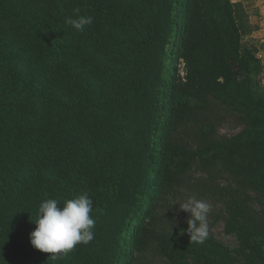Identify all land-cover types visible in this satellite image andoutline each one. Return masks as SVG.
Returning <instances> with one entry per match:
<instances>
[{"label":"trees","instance_id":"16d2710c","mask_svg":"<svg viewBox=\"0 0 264 264\" xmlns=\"http://www.w3.org/2000/svg\"><path fill=\"white\" fill-rule=\"evenodd\" d=\"M75 9L94 17L84 31L91 45L70 48L53 32L73 29L66 18ZM1 19L23 46L48 51V63L63 59L87 74L83 107L61 123L26 111L29 90L0 65L1 259L129 264L154 231L160 188L200 163L221 167L236 184L224 195V231L235 245L212 233L191 243L184 223L162 235L160 252L169 264H264V87L232 0H0ZM8 32L0 22V57ZM230 120L243 127L222 136ZM180 127L195 147L168 141ZM83 193L93 199L94 239L57 260L33 248L22 218L36 219L42 200L63 204Z\"/></svg>","mask_w":264,"mask_h":264},{"label":"rangeland","instance_id":"374dc122","mask_svg":"<svg viewBox=\"0 0 264 264\" xmlns=\"http://www.w3.org/2000/svg\"><path fill=\"white\" fill-rule=\"evenodd\" d=\"M0 22L2 25L8 26L9 31L5 38L6 46H8L0 57V65L5 74L10 75L12 79L21 81L24 88L29 90L26 111L29 109L42 111L44 117L61 118V123L69 122L72 114L84 105V99L80 94V84L86 85L87 74L78 68L72 72L69 62L67 64L63 59H60L59 65L48 63L46 58L48 51H44L43 48L23 46L16 40L10 23L4 19H1ZM53 32H58L61 43L70 48L81 44L91 45L85 32H77L74 29L68 30L66 34H61L56 29ZM94 52L97 55L101 54L100 50H94ZM81 75L84 78H80ZM64 107H68L66 113L61 112ZM242 127L236 126L230 120L219 128V133L222 136H231L239 132ZM168 141L173 146L183 143L195 147L189 131H185L182 127L172 131ZM19 166V168L23 167L21 164ZM39 181L40 179L37 177L25 180L21 184V192L29 195L30 187L34 188ZM235 185L221 167H205L198 163L178 182L169 183L160 188L157 193V201L153 205L154 231L141 238L140 243L133 249L129 264H169L160 252L159 241L163 234H174L182 224L186 223L188 214L179 210V203L176 202H182L190 195H196L212 204L208 216L210 233L231 246L235 245L233 237L224 231L227 218L224 195L232 193L229 189ZM22 220L29 223L25 227V232L30 234L36 227L33 221L35 218L28 213ZM0 264L13 263L0 258Z\"/></svg>","mask_w":264,"mask_h":264},{"label":"clouds","instance_id":"9594fccd","mask_svg":"<svg viewBox=\"0 0 264 264\" xmlns=\"http://www.w3.org/2000/svg\"><path fill=\"white\" fill-rule=\"evenodd\" d=\"M66 23L75 31L83 33L94 23V17L74 10ZM179 203V210L188 214L186 231L191 243L202 244L210 236L208 221L212 204L196 195H190ZM174 203V204H176ZM93 199L83 193L74 198L65 199L63 204L57 199L42 200L37 208L35 229L30 233L33 248L50 253L57 260L72 252L77 245L88 244L94 239L96 220L92 215Z\"/></svg>","mask_w":264,"mask_h":264},{"label":"crops","instance_id":"0c3cea01","mask_svg":"<svg viewBox=\"0 0 264 264\" xmlns=\"http://www.w3.org/2000/svg\"><path fill=\"white\" fill-rule=\"evenodd\" d=\"M242 33V46L260 59V78L264 87V0H232Z\"/></svg>","mask_w":264,"mask_h":264}]
</instances>
